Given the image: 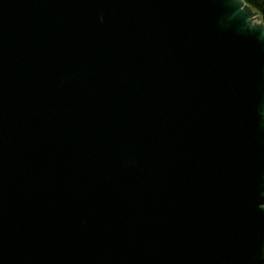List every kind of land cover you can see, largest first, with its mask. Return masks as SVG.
I'll return each mask as SVG.
<instances>
[{
  "label": "water",
  "instance_id": "water-1",
  "mask_svg": "<svg viewBox=\"0 0 264 264\" xmlns=\"http://www.w3.org/2000/svg\"><path fill=\"white\" fill-rule=\"evenodd\" d=\"M263 263L259 14L0 0V264Z\"/></svg>",
  "mask_w": 264,
  "mask_h": 264
},
{
  "label": "trees",
  "instance_id": "trees-1",
  "mask_svg": "<svg viewBox=\"0 0 264 264\" xmlns=\"http://www.w3.org/2000/svg\"><path fill=\"white\" fill-rule=\"evenodd\" d=\"M247 6L257 12L264 23V0H243ZM264 264V263H263Z\"/></svg>",
  "mask_w": 264,
  "mask_h": 264
}]
</instances>
